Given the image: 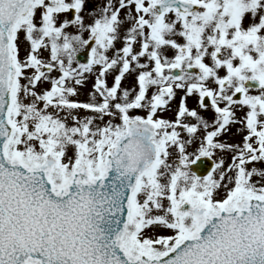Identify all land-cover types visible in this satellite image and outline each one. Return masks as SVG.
Wrapping results in <instances>:
<instances>
[{
  "label": "snow or ice",
  "instance_id": "6c2138e0",
  "mask_svg": "<svg viewBox=\"0 0 264 264\" xmlns=\"http://www.w3.org/2000/svg\"><path fill=\"white\" fill-rule=\"evenodd\" d=\"M0 0V264H264V0Z\"/></svg>",
  "mask_w": 264,
  "mask_h": 264
},
{
  "label": "rangeland",
  "instance_id": "374dc122",
  "mask_svg": "<svg viewBox=\"0 0 264 264\" xmlns=\"http://www.w3.org/2000/svg\"><path fill=\"white\" fill-rule=\"evenodd\" d=\"M102 4V0H88L87 8L90 11H95Z\"/></svg>",
  "mask_w": 264,
  "mask_h": 264
}]
</instances>
